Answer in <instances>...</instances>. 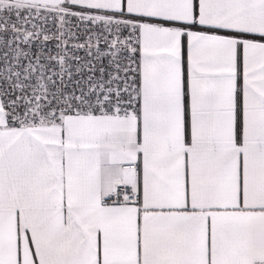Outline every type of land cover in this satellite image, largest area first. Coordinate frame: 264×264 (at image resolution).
<instances>
[{"label":"snow or ice","instance_id":"snow-or-ice-1","mask_svg":"<svg viewBox=\"0 0 264 264\" xmlns=\"http://www.w3.org/2000/svg\"><path fill=\"white\" fill-rule=\"evenodd\" d=\"M0 264H264V0H0Z\"/></svg>","mask_w":264,"mask_h":264}]
</instances>
